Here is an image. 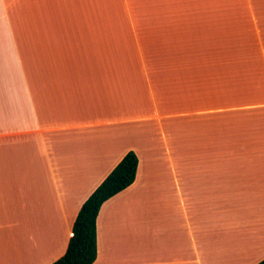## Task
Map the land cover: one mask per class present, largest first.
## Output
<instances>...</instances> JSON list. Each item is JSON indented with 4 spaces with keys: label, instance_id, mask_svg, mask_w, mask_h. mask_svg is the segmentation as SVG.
I'll return each mask as SVG.
<instances>
[{
    "label": "crops",
    "instance_id": "obj_1",
    "mask_svg": "<svg viewBox=\"0 0 264 264\" xmlns=\"http://www.w3.org/2000/svg\"><path fill=\"white\" fill-rule=\"evenodd\" d=\"M32 2L0 0V264L64 255L82 204L129 150L136 178L101 206L93 264L264 259V167H210L188 122L163 114L151 73L113 63L145 58L146 44L219 41L228 23L115 30L107 4Z\"/></svg>",
    "mask_w": 264,
    "mask_h": 264
},
{
    "label": "rangeland",
    "instance_id": "obj_2",
    "mask_svg": "<svg viewBox=\"0 0 264 264\" xmlns=\"http://www.w3.org/2000/svg\"><path fill=\"white\" fill-rule=\"evenodd\" d=\"M5 1L7 6L12 1L24 11L39 4L33 0ZM56 1L64 2L66 7L77 2ZM85 1L112 6L115 30L139 21L141 27L146 28L149 23L205 22L214 20V16H220L230 28L236 29L243 22L251 21L250 11L253 14L261 11L259 14L264 16V0H83V3ZM31 19L34 17L27 16V20ZM227 36L212 38L219 41L142 45L141 52L146 57L126 60L125 66L143 67L151 73L149 78L157 98L162 100L160 103L174 105L175 116L188 122L195 137V149L200 153L204 151L210 167H264V104L223 108L219 85L214 83L210 68L205 67L207 60H191L219 56L224 49L236 55L250 47L243 46L245 44L264 43L261 30ZM231 43L239 44H235L236 47Z\"/></svg>",
    "mask_w": 264,
    "mask_h": 264
},
{
    "label": "trees",
    "instance_id": "obj_3",
    "mask_svg": "<svg viewBox=\"0 0 264 264\" xmlns=\"http://www.w3.org/2000/svg\"><path fill=\"white\" fill-rule=\"evenodd\" d=\"M230 30L227 37L264 31L263 15L258 12L256 22L251 19L243 22L240 28ZM231 44L237 47L235 44L239 43ZM243 46L250 47L236 55H232V50L224 49L219 56L191 59L207 60L205 67L210 68L214 83L219 85L223 108L264 104V43ZM113 63L115 66L126 64L122 60H114ZM160 109L165 113L176 111L171 103L169 106L161 104ZM138 164L137 153L129 150L82 204L66 252L51 264H93L97 258V217L101 206L134 182ZM257 264H264V259Z\"/></svg>",
    "mask_w": 264,
    "mask_h": 264
}]
</instances>
